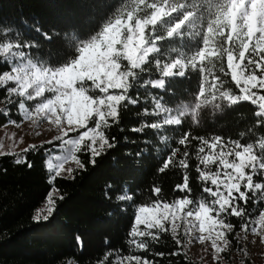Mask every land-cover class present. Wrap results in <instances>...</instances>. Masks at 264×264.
I'll use <instances>...</instances> for the list:
<instances>
[{
  "label": "snow or ice",
  "instance_id": "1",
  "mask_svg": "<svg viewBox=\"0 0 264 264\" xmlns=\"http://www.w3.org/2000/svg\"><path fill=\"white\" fill-rule=\"evenodd\" d=\"M79 6L90 13L87 25L54 33L62 41L55 51L43 52L41 44L24 38L22 29L0 27V104L5 105L0 108L5 118L0 128L27 123L39 136L47 124L45 131L55 133L20 152L15 148L23 136H8L7 150L0 138V156L12 155L14 163L29 168L33 165L27 154L45 150L52 187L33 221L49 220L57 201L64 199L55 195L60 191L55 181L64 174L75 178L66 164L74 162L86 170L79 154H89L95 165L97 157L114 148L116 137L110 139L109 130L120 125L129 106L140 104L141 89L150 88L155 90L151 107L135 115L155 119L141 120L131 131L151 129L153 136L159 135L166 150L161 151L163 163L157 171L181 170L182 182L173 188L179 195L166 198L162 187L153 184L147 202L135 205L127 251L109 246L95 264H158L155 258L163 259L166 253L151 246L162 234L171 235L177 246L170 256L185 254L193 242L208 243L213 264H221L222 254L235 241L236 251L247 260L243 241L249 235L259 238L252 244L264 245V207L255 214L249 209L250 203L253 208L264 205V131L255 135L264 129V0H82ZM42 35L52 41L49 33ZM178 81L187 83L180 87ZM245 102L254 108L246 142L245 132L238 138L193 134V127L222 120ZM169 129L176 133L172 143L164 134ZM191 159L197 161L201 185L196 198ZM116 198L131 201L134 194ZM77 243L83 247L80 237ZM66 264L78 262L73 258Z\"/></svg>",
  "mask_w": 264,
  "mask_h": 264
},
{
  "label": "trees",
  "instance_id": "2",
  "mask_svg": "<svg viewBox=\"0 0 264 264\" xmlns=\"http://www.w3.org/2000/svg\"><path fill=\"white\" fill-rule=\"evenodd\" d=\"M81 2L0 0V27L22 29L25 31L24 38L41 44L43 52L49 48L55 51L62 41L54 33L62 34L72 26L87 25L86 17L90 13L81 9ZM101 2L115 4L118 0ZM36 27L41 32L35 31ZM43 32L52 36L51 42L45 40ZM177 83L183 87L187 81ZM154 92L150 88L141 89L140 104L129 106L127 113H122L120 125L113 126L108 132L110 139L116 137V146L97 157L95 165L89 162V154L81 153L80 159L86 170L74 168V179H56L55 186L60 190L57 194L63 195L64 199L57 201L56 211L47 221L36 223L32 219L52 187L45 167V150L27 154L33 165L31 168L27 164L14 163L12 155L0 156V264H66L73 258L78 264H95L109 246L127 251L125 239L133 222L135 205L147 202L153 184L162 187V195L166 198L179 195L173 192V188L182 182L181 170L169 169L163 174L157 171L163 163L161 151L166 150L165 145L159 142V135L153 136L151 129H145L143 133L131 131L141 120L155 119L135 115L143 107H151L150 95ZM4 106L0 104V108ZM253 111V106L245 102L236 110H230L222 120L209 119L205 125L193 127V134L225 133L238 138V133L245 132V141L242 142H246L251 136L247 129L254 123ZM13 118L19 120L18 115ZM3 123L5 118L0 117V124ZM260 131L264 129L255 131V135H259ZM164 134L169 136V143L175 139L176 133L171 129ZM195 145L193 141L190 151L194 152ZM49 147L45 145V148ZM196 163L195 159L190 160L193 198L201 193V185L196 180ZM109 184L111 188H108ZM129 192L134 194L133 200H117L118 194ZM259 207L264 205L253 208L249 204L253 214ZM232 222L239 225L236 218H232ZM77 237L83 241V247L78 245ZM151 247L166 253L163 259L155 258L158 264H197L186 253L167 255L177 249L169 234H162L160 242Z\"/></svg>",
  "mask_w": 264,
  "mask_h": 264
},
{
  "label": "rangeland",
  "instance_id": "3",
  "mask_svg": "<svg viewBox=\"0 0 264 264\" xmlns=\"http://www.w3.org/2000/svg\"><path fill=\"white\" fill-rule=\"evenodd\" d=\"M47 128H48L47 124L42 125L40 131L43 134L37 136L35 135L36 130L29 127L27 123L24 124L21 128H16L14 126L9 125L7 128L0 129V138H3L5 150H7L9 144L11 143V141L7 138L8 136H11L12 133L16 134L17 139L23 136L24 137L23 143H20L18 147L15 148V151L20 152L23 148L27 147L29 144H33V143L38 144L40 143V141H45L50 139L55 133L51 131H45V129ZM66 167H71L73 169L77 168L74 162H69L68 164H66ZM68 177L70 176H68L67 174L63 175V178H68ZM55 195L58 194L55 193ZM44 202L36 210L43 208L45 206ZM253 239H256L257 241L259 240L258 237H253L252 235H249L247 237V240L243 241V244L247 246V250H248L247 260H245L246 258L243 253H238L236 251V245L234 242L232 249L227 254H222L223 259L221 261V264H242V262L245 261H247L249 264H264V255H262V253H264V245L260 244L259 242H257L256 244H252L251 241ZM185 253L191 260L197 262V264H213V259H212L213 253L211 252V247L210 244L208 243L199 244L193 242L191 245L187 247Z\"/></svg>",
  "mask_w": 264,
  "mask_h": 264
}]
</instances>
